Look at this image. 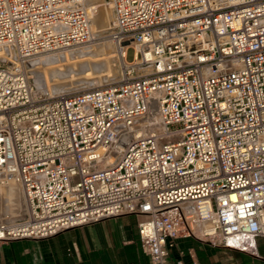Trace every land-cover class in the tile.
I'll return each instance as SVG.
<instances>
[{
	"label": "built area",
	"instance_id": "built-area-1",
	"mask_svg": "<svg viewBox=\"0 0 264 264\" xmlns=\"http://www.w3.org/2000/svg\"><path fill=\"white\" fill-rule=\"evenodd\" d=\"M86 2L0 0V242L135 215L149 264H195L189 237L259 255L264 0H111L119 79L44 94L28 64L94 42Z\"/></svg>",
	"mask_w": 264,
	"mask_h": 264
},
{
	"label": "crops",
	"instance_id": "crops-1",
	"mask_svg": "<svg viewBox=\"0 0 264 264\" xmlns=\"http://www.w3.org/2000/svg\"><path fill=\"white\" fill-rule=\"evenodd\" d=\"M122 215L58 232L47 238L0 242V264H149L135 224ZM136 217V216H135ZM195 264H264V237L258 238L259 255L216 246L196 237L179 238L172 256Z\"/></svg>",
	"mask_w": 264,
	"mask_h": 264
},
{
	"label": "bare ground",
	"instance_id": "bare-ground-1",
	"mask_svg": "<svg viewBox=\"0 0 264 264\" xmlns=\"http://www.w3.org/2000/svg\"><path fill=\"white\" fill-rule=\"evenodd\" d=\"M86 6L90 11L92 10V6L97 9V13L93 15V20L98 26L92 29L93 33L96 34L110 26L109 21L111 14H113L111 0L110 3H107L105 0H87ZM91 46L92 43L90 45L77 47L68 51L58 52L39 58V64L38 66L36 64L37 67L33 70H38V68H42L43 66L45 70H43L42 73V71H39V69L33 75L36 78L35 81L38 85V88H40L41 91L43 90V92L48 90V87H50L49 79L50 82H57V84H59V82L65 83L67 81L69 82L70 80L81 81L82 79H86V82H90L95 81L96 79L100 80L102 77H112V68L110 67L109 62L110 58L103 56L104 52L96 53L95 51L97 50H86L91 48ZM4 50L7 51V49H0V55L5 52ZM75 53H78L79 56L78 60L73 62L71 56L75 55ZM8 185H13L17 188L12 180H10L8 183L0 184V218L3 217L4 219L12 218L14 216V213H12V209H14L12 205L14 206L15 204H19L17 201L15 202V200L18 198L16 196V191L14 190L15 188L4 187ZM5 188L7 189L5 190ZM10 220L13 221L12 219Z\"/></svg>",
	"mask_w": 264,
	"mask_h": 264
},
{
	"label": "rangeland",
	"instance_id": "rangeland-1",
	"mask_svg": "<svg viewBox=\"0 0 264 264\" xmlns=\"http://www.w3.org/2000/svg\"><path fill=\"white\" fill-rule=\"evenodd\" d=\"M105 1L107 3H110V0H105ZM92 21H93L92 22V26H93L92 29H94L98 25L95 23L94 20H92ZM94 23H95V26H94ZM109 23H110V26L108 28H105L106 30L104 29L103 31L96 33V35H95L96 39L92 43L91 48L86 49V50H90V49L91 50H97V51H95L96 53L97 52H104L103 56L110 58L109 62H110V67L112 68V69L110 68L112 70L111 72L113 74L112 77H108V78L102 77V79H100V80L96 79L95 81H90V82H86V79H82L83 81L82 80L81 81L80 80H77V81L76 80L75 81L70 80L69 82L67 81L65 83L59 82V84H57V82L56 83L52 82V81L50 82V79H49V86L50 87H48V90L43 92V90L41 91V89L38 88V85L36 84V81H35L36 78L33 76L36 73V71H38L39 69H40L39 71H42V73H43V70H45L44 66L42 68L41 67L38 68V70L37 69L33 70L39 64V59H37L35 61L34 60L30 61L28 64V68L33 71V72L30 71V75H32L33 81L36 84L38 90H40L44 94H57V93H61V92H72V91L84 90V89H88L90 87L106 86V85H109L111 83L116 82L120 77V68H119V65L117 63L116 46H115V42H114L113 36H112V31H113L112 14H111ZM100 30H102V29H100ZM78 56H79L78 53H75V55H72L71 56L72 61L76 62L78 60ZM133 56H134V49L129 48L128 49V60H132ZM40 58H42V57H40ZM109 58H108V60H109ZM36 64H37V66H36ZM59 81H61V80H59ZM48 91L52 92V93H49ZM176 127H179V125L173 126V128H176ZM4 187H7V188H9V187L13 188L14 187L15 188L14 190L16 191V194H17L16 196L18 197L15 200V202L17 201V203H19L18 202L19 201V190H18V188H16L13 185H8V186H4ZM7 188H5V190ZM12 207L15 209L16 206L12 205ZM14 209H12V213H16V211ZM124 221L129 225L135 224L136 217L135 216H128L124 219Z\"/></svg>",
	"mask_w": 264,
	"mask_h": 264
}]
</instances>
